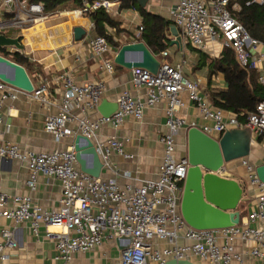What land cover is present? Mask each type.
Instances as JSON below:
<instances>
[{"label": "built area", "instance_id": "2783aa9c", "mask_svg": "<svg viewBox=\"0 0 264 264\" xmlns=\"http://www.w3.org/2000/svg\"><path fill=\"white\" fill-rule=\"evenodd\" d=\"M233 0H178L170 10V16L182 35L195 48L205 50L207 43H220L221 48H232L243 65L259 72V82L264 85V41L254 38L235 16L239 4ZM83 5L89 0H81ZM264 5V0H251ZM232 3V4H231ZM0 7L9 13L10 20L0 24L25 29L38 20L46 18L45 6L40 1L1 0ZM84 7L81 12L88 11ZM143 30V26L139 27ZM93 56L103 59V68L112 73L116 64L105 58L111 50L108 40L101 35L89 39ZM163 56L169 54L164 51ZM185 62H183L184 64ZM64 94L60 111L49 114L44 130L55 140L84 135L89 137L99 154L103 171L99 177L83 172L77 160L74 144L66 149L50 152L23 151L12 142L0 141V164L8 158L27 165V184L34 191L40 175L55 177L60 181L62 196L54 210H44L34 203L29 194L10 195L0 190V217L16 223L29 222L33 234L38 235L41 226H54L57 232H47L55 242V258L70 263L79 253L100 248L106 241L118 244L121 255L118 264H165L168 260H191L198 264H247L246 256L264 264V227L249 224L264 221V182L256 166L242 159L251 185L258 190L256 207L249 213L246 223L221 229H195L184 219L181 198L184 182L190 168L187 155L177 156V136L183 129L197 127L210 136L221 137L234 128H250L252 135L264 141V100L255 111L249 112L246 121L238 115L216 108L203 94L198 82L190 81L183 73V65L162 62L157 74L147 69H132L135 87L147 88L145 98L134 96L130 91L118 97V109L109 117L91 114L97 111L105 89L103 81L77 84L69 73L59 75ZM48 84L39 86L31 93L0 80V111L7 100H15L19 92L30 94L45 106ZM195 103L207 124L199 126L180 116L185 102L183 94ZM166 102L167 131L161 136L164 156L156 178H134L121 184L118 176L123 174L112 162L113 154L130 161L134 154L125 149L126 142L116 137L97 138L104 125L119 128L127 116L141 119L147 107ZM3 118L0 116V124ZM75 123L76 126L71 124ZM254 242L246 253L237 249L236 243ZM18 242L15 233L7 228L0 231V264H8L10 253Z\"/></svg>", "mask_w": 264, "mask_h": 264}, {"label": "crops", "instance_id": "0c3cea01", "mask_svg": "<svg viewBox=\"0 0 264 264\" xmlns=\"http://www.w3.org/2000/svg\"><path fill=\"white\" fill-rule=\"evenodd\" d=\"M31 1V0H28ZM71 7L58 8L46 12L44 20H38L25 29H16L7 25L0 32L8 36L21 38L24 51H18L29 61L28 69L24 66L35 86L48 84L47 98L49 106H45L32 98L30 94L19 92L15 100H7L0 111L3 123L0 124V141L12 142L20 146L23 151L50 152L55 149H66L74 144V137H65L61 140L55 138L44 130V121L47 115L57 114L60 111L64 94L63 83L59 80L62 73L71 74L77 84L84 85L95 81H103L105 89L100 103L107 100L108 104L117 103L118 97L125 91H130L134 96L145 98L147 88L135 87L132 83V70L117 66L115 71L109 73L103 68V59L93 56L89 48V39L98 35L91 13L99 8H105L117 26L105 25L106 31L112 35L113 40L120 47L129 42L141 41L142 25L141 9L138 2L133 7L121 8L123 0H89L92 9L82 11L86 6L76 0H65ZM178 0H147L145 10L166 18L168 24L169 52L163 56V51L156 55L161 62L172 65H183V73L190 81L198 82L203 94L208 99L209 69L208 66L200 67L203 60L202 51L187 43L181 30L170 16V10ZM42 2V1H40ZM64 2V1H63ZM65 2V3H66ZM69 5V6H70ZM144 9V8H143ZM4 11V10H3ZM4 20H10L9 13L4 12ZM81 26L87 30V35L82 41H75L74 28ZM119 47V48H120ZM119 48L113 46L105 58L114 61ZM10 53L17 52L14 48H6ZM222 48L218 52L219 55ZM3 54V53H1ZM205 54V53H204ZM207 54V53H206ZM211 57L210 54H207ZM218 55V56H219ZM217 57V56H216ZM215 58V57H213ZM183 62H185L183 64ZM213 88H226L227 83L221 74L216 75L210 82ZM185 105L180 110V116L187 121L196 122L199 126L207 124L195 103L183 94ZM210 102V101H209ZM211 103V102H210ZM166 102L147 107L141 119L127 116L119 128L104 125L97 132V138L116 137L126 142L127 152L134 154L133 160L127 161L118 154H113L112 162L118 166L123 174L130 172L131 178L118 176L121 184L131 182L134 178L151 179L159 174V165L164 156V145L161 136L167 131ZM229 112V111H228ZM101 115L99 110L91 114L92 117ZM76 126L75 123L71 124ZM215 138H218L216 135ZM177 156H184L187 152V129L181 130L176 139ZM246 158L254 166L264 164V141L253 136L251 153ZM243 159V158H242ZM242 159L229 162L221 172L222 176L240 181L246 187L245 202L239 204L242 211L241 223L247 222L249 213L256 207L257 188L251 185L246 167ZM105 176L110 175L106 170ZM29 169L26 164L12 159H4L0 164V190L10 195L29 194L35 204L44 210H54L60 205L62 189L60 181L55 177L40 175L37 188L32 191L27 180ZM251 227H264V221L251 222ZM4 228L15 233L18 246L10 253L8 264H118L121 250L114 241H106L100 248L87 253L77 254L73 261L64 263L55 258V242L47 232H57L54 226H41L39 234L32 233L29 222L16 223L13 220L0 217V231ZM254 242L236 243L237 249L247 252L254 246ZM247 264H258V261L249 255L246 256Z\"/></svg>", "mask_w": 264, "mask_h": 264}, {"label": "water", "instance_id": "95a60500", "mask_svg": "<svg viewBox=\"0 0 264 264\" xmlns=\"http://www.w3.org/2000/svg\"><path fill=\"white\" fill-rule=\"evenodd\" d=\"M141 8L147 0H135ZM1 2V0H0ZM90 9L92 6L87 5ZM87 30L81 26L74 28L75 41H82ZM0 48H14L24 51L19 36L12 37L0 32ZM114 63L128 70L143 68L157 74L161 61L143 41L123 44L117 51ZM0 80L26 92H33L35 86L26 68L0 53ZM118 109V103L108 104L103 100L98 110L109 117ZM253 135L250 128H234L215 138L197 127L187 131V152L190 168L184 182L181 212L186 222L195 229H221L241 223L240 203L246 201V187L240 181L221 172L229 162L248 157L251 153ZM74 148L80 169L94 177H99L103 164L93 141L84 135H77ZM257 175L264 182V164L257 166ZM165 264H198L191 260L171 259Z\"/></svg>", "mask_w": 264, "mask_h": 264}, {"label": "trees", "instance_id": "16d2710c", "mask_svg": "<svg viewBox=\"0 0 264 264\" xmlns=\"http://www.w3.org/2000/svg\"><path fill=\"white\" fill-rule=\"evenodd\" d=\"M31 1H42L47 12L54 10L60 2L65 0ZM76 1L81 3V0ZM135 2V0H123L121 8L133 7ZM234 2L240 7L233 12L234 16L242 22L254 38L264 41V5L252 3L251 0H233L232 3ZM138 9L143 18V30L139 40L145 42L155 55H159L170 45L167 34L169 22L158 14L150 13L143 8ZM91 16L98 35L104 36L111 47L119 48L120 44L114 41L112 35L105 29V25L117 26L105 8L95 10ZM0 53L28 69L29 60L20 52L10 53L5 48H0ZM202 57L200 67L208 66L209 69V101L216 108L237 114L239 119L245 122L247 114L255 111L258 103L264 100V85L259 82V72L249 65H243L232 48L224 47L220 55L215 58L209 57L206 53H203ZM218 74L224 77L227 83L226 88L210 86L211 80Z\"/></svg>", "mask_w": 264, "mask_h": 264}, {"label": "rangeland", "instance_id": "374dc122", "mask_svg": "<svg viewBox=\"0 0 264 264\" xmlns=\"http://www.w3.org/2000/svg\"><path fill=\"white\" fill-rule=\"evenodd\" d=\"M66 1H64V2H60L58 5H57V7L58 8H69V7H71V5L70 4H68L67 2L65 3ZM70 5V6H69ZM230 10H231V12H232V14H233V12L235 11V10H233L232 9V5H231V7H230ZM5 11H3L2 9H1V7H0V20H2L3 18H4V15H5V13H4ZM233 16H234V14H233ZM4 20V19H3ZM223 42V39H221L220 40V43H222ZM187 43H189V41L187 40ZM220 43H218V42H216L215 44L214 43H212V42H208L207 43V47H206V49L205 50H201L200 48H196L197 50H199V51H202V52H204V53H207V54H210L211 55V57L213 58V57H216V56H218L219 55V51H220V49H221V44ZM190 44V43H189ZM191 45V44H190ZM194 47V46H193ZM210 57V56H209Z\"/></svg>", "mask_w": 264, "mask_h": 264}]
</instances>
